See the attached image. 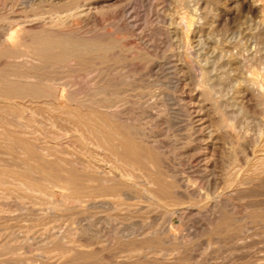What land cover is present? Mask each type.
<instances>
[{
  "label": "rangeland",
  "instance_id": "374dc122",
  "mask_svg": "<svg viewBox=\"0 0 264 264\" xmlns=\"http://www.w3.org/2000/svg\"><path fill=\"white\" fill-rule=\"evenodd\" d=\"M157 1L119 0V3L117 0H91L92 13L87 18L85 16L80 19L81 36L86 39L97 36L104 43L112 40L115 46L113 52L108 53L109 57L103 52V56L95 58L98 61L90 57L92 62L90 59L88 61L91 63L82 62L76 66L73 74L74 79L84 83L82 85L85 87L96 80L98 85H110L108 91L121 92L118 95L101 96L104 98L96 100L101 104L116 103L118 106L115 115L99 116L101 123L96 124L94 121L96 118L93 116L92 100L89 97L79 96V100L75 101L63 100L61 106L64 109L56 112L57 110L49 107L52 99L22 95L17 87L10 88L0 83V111L3 110L0 113V129L3 130L2 127L5 126L4 129L12 130V136L8 137L10 141L7 140L5 145L0 142V158H5L6 155L8 157L9 152L11 156L14 152L12 150H18L19 146V152L15 151L18 155L15 152L13 154L16 159L13 155L14 160L10 156L9 159L6 157L12 168L16 165L20 166V171L21 168L24 171L27 168L23 165L26 161L29 168L30 163L33 164L32 168L38 167V163H33L37 157L32 153L35 158H31L28 151L30 145H23V137L31 142L34 137L35 144L26 141L32 145L30 151L35 152L32 149L38 147L37 151L45 152L47 160L51 161L48 153L54 154L58 150L54 155L60 152L61 156L57 154L58 157H52V160L58 158L61 161L65 156V160L69 158L77 163L80 161L78 166L102 164L100 157H95L93 146L94 129L91 128L95 125L94 128L99 131L100 127L106 131L102 130L100 135L104 137V140L101 137L105 147L102 149L103 153H106L107 159L111 157L109 161H113L109 164H116L117 156L119 166L123 165L122 162L125 164L127 160L130 161L120 154L122 143L128 141L132 146L144 148L141 149L143 154L139 158L141 163L139 160L138 163H147L146 168L151 166V173L147 169L149 173L142 171L141 174L153 176L141 175L139 172L135 178L138 181V191L135 187L136 192H130V198L133 196L131 200L126 199L124 202L122 199L120 202H124L123 205L118 201L121 204L119 207V203L114 206L116 201L112 197L106 198L108 205L96 203L93 206L83 203V207H80L69 191L59 187L47 190L51 192L29 191L30 184L23 180V172H16V167L12 170L8 166L9 162L4 159L0 170L10 176L0 174V264H264V0ZM183 15L193 18L194 25L188 39L181 43L179 34L169 33V19ZM125 22H129V25ZM94 27L98 29L97 32ZM106 29L107 34L111 30L113 35H107ZM115 48L119 52L115 53ZM7 69L9 70V66L4 62L0 63L1 72H6ZM39 73L48 78L53 75L56 78L63 76L61 70L56 72V69H45ZM8 98L14 100H10V103ZM85 99H88L87 102ZM83 101L87 104L83 105ZM25 103L31 104V108L29 104L25 106ZM30 109H35L33 114L37 112L36 115H31ZM23 114L25 118L21 117ZM27 114H30L29 118ZM85 114L90 118L87 115L85 117ZM17 115L21 117L20 120L25 119L28 129L23 132L26 134L11 124ZM51 115L56 117L51 118ZM53 117L58 121L55 122ZM115 117L119 119L113 123ZM7 118L10 125L5 123ZM51 123L55 125L51 126ZM120 125L124 130L119 128ZM110 126L116 129L113 130ZM36 131H42L41 134L47 138L44 139L41 135L40 138V133L37 134ZM120 132L123 135H119ZM128 135L135 137L137 141L132 142L134 139ZM16 137H20V140ZM58 140L61 142H57ZM11 142L8 152L10 145H6ZM139 142L140 144L135 145ZM47 143H50L48 149L45 147ZM139 145L142 146L138 147ZM21 148L31 156L25 153L29 158L26 157ZM147 152L152 153L149 159L145 156ZM18 157L22 158L19 160H23V164ZM25 157L29 160L24 161ZM81 160L84 161L83 164ZM152 170L155 174H152ZM159 170L163 176H158L160 183L155 180ZM35 174L39 173L33 175ZM20 175L24 182L17 179ZM36 175L35 177H40ZM46 181L49 185L50 181ZM42 182L40 183H47L45 180ZM156 184L159 187L165 184L161 191L164 190L166 194L159 191ZM166 184H170L168 188H165ZM143 188L146 191L154 188L156 190L153 191L158 193L149 191L155 194L153 197ZM169 190L174 195L171 198L167 194ZM156 198H162V202L164 198L165 203H156Z\"/></svg>",
  "mask_w": 264,
  "mask_h": 264
},
{
  "label": "bare ground",
  "instance_id": "6f19581e",
  "mask_svg": "<svg viewBox=\"0 0 264 264\" xmlns=\"http://www.w3.org/2000/svg\"><path fill=\"white\" fill-rule=\"evenodd\" d=\"M91 0H0V63L4 62L7 66H9V70L6 71V72H1L0 71V83L2 84H6L8 85V87L10 86L11 87H17L19 89V92L22 93V95H33V96H40L42 98H50L49 100H53V102L50 103L49 107L51 106L54 110H57L56 112H58V110L60 111V109H64L61 105H62V102L63 100H67V101H75V100H79V98L82 96V97H89L91 98L92 101H90L91 105L93 106V116L96 118V120L94 119L95 123L96 124H99L101 123V120H100V117L99 116H102V115H115V112H116V109H117V105L116 103H112V104H101V102L99 101H96L97 99L99 100V98L101 96H105V95H113V94H120L121 92H111V91H108V87L110 86H103V85H98V81L96 80H93L90 84H89V87H85L83 86L84 83H80L79 81H76L74 79V72H75V69H76V66L80 65L82 62H86L88 61V59H90L91 61V58L94 57V60L95 58H98L100 56H103L102 55V52L105 53L106 55H108L109 52H113V49H114V43H112L113 41L112 40H108V42H103L101 41L102 39H100L101 37H99L100 40H98V38L96 37H91V39H86L84 38L83 36L80 35L81 33V27H80V19L85 17L87 18V16H89L92 11H93V8L91 9V3H90ZM100 1V0H99ZM119 2V0H117ZM123 1V0H122ZM157 1V0H156ZM141 2V1H140ZM158 2V1H157ZM175 2V1H174ZM110 3V2H109ZM120 3V2H119ZM127 3V2H126ZM177 3V1H176ZM107 4V3H106ZM117 4V3H116ZM94 5V4H93ZM123 5V4H122ZM97 6V5H96ZM99 6V5H98ZM109 6V5H106V7ZM111 6V5H110ZM118 6V5H117ZM94 7V6H93ZM100 7V6H99ZM98 7V8H99ZM102 7V5H101ZM116 7V6H115ZM119 7V6H118ZM125 7V6H124ZM117 8V7H116ZM95 9V8H94ZM120 9V8H119ZM125 9V8H123ZM104 10V9H103ZM122 10V9H121ZM133 10V9H132ZM123 11V10H122ZM128 11V10H127ZM105 12V10H104ZM112 12V11H111ZM110 12V13H111ZM115 12V11H113ZM126 12V11H125ZM131 12V11H130ZM136 13V12H134ZM99 14V13H98ZM108 14V13H107ZM112 14V13H111ZM118 14V13H117ZM120 14V13H119ZM121 14H124V13H121ZM129 14V13H127ZM109 15V14H108ZM133 15V14H132ZM135 15V14H134ZM179 15V14H178ZM110 16V15H109ZM120 16V15H119ZM129 15H127L128 17ZM136 16V15H135ZM134 16V17H135ZM199 16V15H198ZM111 17V16H110ZM123 17V15H122ZM132 17V16H130ZM191 17V16H190ZM193 17V16H192ZM91 18V17H90ZM90 18H88L90 20ZM94 18V17H93ZM92 18V19H93ZM113 18V17H112ZM126 18V17H125ZM91 19V20H92ZM96 19V18H95ZM114 19H116L114 17ZM118 19V18H117ZM121 19V18H120ZM119 21H122L120 20ZM128 19V18H127ZM126 19V20H127ZM136 19V17H135ZM193 18H189L188 15H183V16H180V17H171L169 19L170 21V30H169V33L170 34H179V37H180V41L181 43H184L187 39H188V35L189 33L192 31V25H194V20H192ZM94 20V19H93ZM105 20V19H104ZM109 20V19H107ZM125 20V21H126ZM130 21V19H129ZM134 21V20H133ZM138 21V20H137ZM86 22V21H85ZM91 22V21H90ZM103 22V21H102ZM131 22V21H130ZM168 22V21H167ZM88 23V22H87ZM86 23V25H87ZM95 23H96V20H95ZM122 23V22H121ZM124 23V21H123ZM126 23V22H125ZM89 24V23H88ZM94 24V22H93ZM104 24V22H103ZM101 23V25H103ZM113 24V23H112ZM117 24H120V22H117ZM129 25V22L126 23ZM137 24V23H136ZM198 24V23H197ZM133 25V24H132ZM95 26V24H94ZM119 26V25H118ZM117 26V27H118ZM122 26V24H121ZM125 26V25H124ZM89 29H91L90 27H88ZM95 28V27H94ZM97 28V26H96ZM95 28V31L98 30ZM136 28V27H135ZM86 29V28H85ZM104 29V28H103ZM134 29V28H133ZM137 30V29H135ZM167 30V29H166ZM120 31V30H119ZM88 32V30H87ZM97 32V31H96ZM107 32V29L105 31V33ZM110 34L111 33V30L108 31ZM135 32V31H134ZM133 32V34H134ZM193 32V31H192ZM84 33V32H83ZM113 33V31H112ZM111 33V34H112ZM130 33V32H129ZM168 33V32H167ZM107 34V33H106ZM106 34L103 36L105 37ZM107 34V35H108ZM83 35V34H82ZM93 36H95L94 34H92ZM101 35V34H100ZM113 35V34H112ZM110 35V38L111 39V36ZM115 36V35H114ZM150 36V35H149ZM178 36V35H177ZM135 37V36H134ZM141 37V36H140ZM107 38V37H106ZM104 38V41H107V39ZM118 38V37H117ZM113 39V38H112ZM116 39V38H115ZM123 41V40H122ZM121 41V42H122ZM117 43V42H116ZM125 43V42H124ZM127 43V42H126ZM123 44V43H121ZM137 46V44H134ZM121 45H119L120 47ZM118 47V46H117ZM140 47V46H139ZM131 48H132V44H131ZM158 48V47H157ZM116 49V52L117 53V48ZM135 49V48H134ZM149 49V48H148ZM151 49V48H150ZM140 50V49H139ZM149 51V50H148ZM119 52V51H118ZM154 52V51H153ZM106 55H104L106 57ZM111 55V54H110ZM114 56V55H113ZM119 55H117L118 57ZM136 56V55H135ZM91 57V58H90ZM109 57V55H108ZM111 57V56H110ZM139 58V57H138ZM109 59V58H108ZM153 59V57H152ZM93 60V59H92ZM104 60V59H103ZM90 61H88L89 63H91ZM95 61H98L97 59ZM93 61V63L95 62ZM109 61V60H108ZM107 61V62H108ZM105 62V61H104ZM118 62V61H117ZM88 63V64H89ZM98 63V62H97ZM106 63V62H105ZM103 63V64H105ZM96 64V63H95ZM94 64V65H95ZM100 64V63H99ZM117 64V63H116ZM258 65V64H257ZM91 66V65H90ZM93 66V65H92ZM91 66V67H92ZM96 66V65H95ZM94 66V67H95ZM100 66V65H99ZM108 66V65H107ZM112 66V65H111ZM4 67V66H3ZM98 67V65H97ZM5 68V67H4ZM123 68V67H122ZM253 68V67H252ZM45 69H56V72L57 70H61V73L63 74L62 77H46L45 75L44 76H41L40 75V71H43ZM86 69V68H85ZM96 69V68H95ZM98 69V68H97ZM252 70V69H251ZM260 70V69H259ZM88 71V70H87ZM91 71V70H90ZM98 71V70H97ZM262 72V71H261ZM264 72V71H263ZM51 73V72H50ZM53 73V72H52ZM116 73V72H115ZM204 73V72H203ZM95 74V73H94ZM100 74V72H99ZM86 75V74H85ZM92 75V74H91ZM112 75V74H111ZM117 75V74H116ZM81 76V75H80ZM97 76H99L97 74ZM258 76V75H257ZM90 77V76H89ZM106 77V76H105ZM104 77V78H105ZM127 77H129L127 75ZM131 77V76H130ZM206 77V76H205ZM204 78V77H203ZM207 79V78H206ZM255 79V78H254ZM258 79V78H257ZM86 80V79H85ZM101 80V79H100ZM104 80V79H103ZM124 80V79H123ZM138 80V79H137ZM253 80V79H252ZM81 81V80H80ZM83 81V80H82ZM81 81V82H82ZM106 81V79H105ZM108 81V80H107ZM126 81V80H125ZM257 80H255L256 82ZM264 81V80H263ZM102 82V81H101ZM111 82V80L109 81ZM207 82V81H206ZM100 83V82H99ZM83 84V85H82ZM88 84V83H87ZM102 84V83H101ZM252 84V83H251ZM254 84V83H253ZM256 84L259 85L258 82H256ZM123 85V84H122ZM257 85V86H258ZM262 86V85H261ZM264 86V85H263ZM116 91V90H115ZM130 95V94H129ZM80 96V97H79ZM1 97V96H0ZM109 97V96H108ZM126 97V96H125ZM2 98V97H1ZM101 98H104V97H101ZM9 99V98H8ZM1 100V99H0ZM7 100L11 103V101L13 100ZM51 100V101H52ZM87 102L88 99H85ZM108 100V99H106ZM17 101V100H16ZM24 101V100H23ZM26 101V100H25ZM28 101V100H27ZM19 102V101H18ZM30 102V101H29ZM32 102V101H31ZM34 102V101H33ZM38 102V101H37ZM84 101L82 102L83 105L87 104L85 103ZM5 103V102H4ZM14 104V103H13ZM11 104V105H13ZM20 104V103H19ZM24 104V103H23ZM29 103H25V106H28ZM41 104V103H40ZM39 104V106H40ZM43 104V103H42ZM46 104V103H45ZM44 104V105H45ZM49 104V103H48ZM36 105V104H35ZM33 105V106H35ZM38 105V104H37ZM22 106V104H21ZM23 105V107H25ZM31 106V104H29V107ZM91 106V107H92ZM2 107V106H0ZM29 107H27V109H29ZM66 107V106H65ZM120 107V106H119ZM151 107V106H150ZM8 108V107H7ZM17 108V107H16ZM26 108V107H25ZM31 108V107H30ZM33 109V108H32ZM32 109H30L32 111ZM37 111H38V108H36ZM45 109V107H44ZM42 109V110H44ZM48 109V107H47ZM51 108H49L50 110ZM51 109V110H53ZM72 109V107H71ZM79 109V108H78ZM82 109V108H80ZM84 109V108H83ZM88 109V108H87ZM86 109V110H87ZM40 110V108H39ZM66 110L68 111V109L66 108ZM73 111L74 108L72 109ZM29 111V110H28ZM30 111V112H31ZM35 111V109L32 111L31 115H34L33 112ZM65 111V110H63ZM85 111V110H84ZM91 111V110H90ZM3 112L0 111V113ZM13 112V110L11 111ZM27 112V111H26ZM42 112H46V111H42ZM52 112V111H51ZM77 112V111H76ZM89 112V111H87ZM25 113V112H24ZM28 113V112H27ZM39 115H40V112H38ZM48 113V112H47ZM53 113L55 114V112L53 111ZM52 113V114H53ZM62 113V112H61ZM66 113V112H64ZM68 113V112H67ZM66 113V114H67ZM71 112L68 113V115L70 114ZM81 113V112H80ZM86 113V111H85ZM118 113V111H117ZM116 113V114H117ZM3 114V113H2ZM8 114V113H7ZM14 114H15V111H14ZM26 114V113H25ZM25 114L21 115V117L23 116V118H25ZM43 114V113H42ZM60 114V112L58 113ZM73 114V113H72ZM70 114V115H72ZM89 114V113H88ZM119 114V113H118ZM6 115V114H5ZM28 115V114H27ZM26 115V116H27ZM30 115V114H29ZM29 115H28V118H29ZM36 115V114H35ZM44 115V114H43ZM81 115V114H80ZM87 114H85V117H86ZM91 115V114H90ZM2 116V115H0ZM4 116V115H3ZM13 116V115H12ZM18 117H16V119H12L11 123L12 125H15L17 126L20 130H22V132L26 131L28 128H27V124L25 123V119L24 121L23 120H20L19 118V115H17ZM38 116V115H37ZM48 116H49V113H48ZM52 116H55L56 115H51L50 117L52 118ZM59 116V115H58ZM57 116V117H58ZM74 116V115H73ZM88 116V115H87ZM117 116V115H116ZM120 116V115H118ZM5 117V116H4ZM41 117V116H40ZM60 117V116H59ZM76 117V116H75ZM81 117V116H80ZM123 117V116H121ZM1 118V117H0ZM35 118V117H34ZM43 118V117H42ZM54 118V117H53ZM88 118H90V116H88ZM116 118V117H115ZM118 118V117H117ZM113 119L114 121L115 120H118V119ZM124 118V117H123ZM3 119H6V118H3ZM31 119V118H30ZM33 119V118H32ZM36 119V118H35ZM34 119V121H36ZM44 119V118H43ZM56 120V118H54ZM60 119V118H59ZM85 119V118H83ZM105 119V118H103ZM102 119V120H103ZM107 119V118H106ZM29 120V119H28ZM27 120V121H28ZM46 120V119H44ZM80 120V119H79ZM78 120V121H79ZM109 121H111L112 119H107ZM112 120V121H113ZM42 121V120H41ZM39 121V122H41ZM50 121V120H48ZM52 121V120H51ZM58 120H56L55 122H57ZM105 121V120H104ZM103 121V124L105 123ZM113 123H116V121ZM4 122V121H3ZM30 122V121H29ZM38 122V121H37ZM84 122V121H82ZM122 122V121H121ZM125 123V121H123ZM8 125H10V123L8 122V118L6 120V122ZM35 123V122H34ZM67 123H69L67 121ZM72 123V122H71ZM107 123V122H106ZM109 123V122H108ZM120 123V122H118ZM127 123V122H126ZM36 124V123H35ZM45 124V123H44ZM87 124V123H86ZM102 124V126H103ZM121 124V123H120ZM123 124V123H122ZM34 125V124H33ZM37 125V124H36ZM40 125V124H39ZM46 125V124H45ZM55 124L51 123V126H53ZM127 124H125L126 126ZM4 126V125H3ZM41 126V125H40ZM91 126L88 125V127ZM106 126V125H105ZM121 126V125H120ZM128 126V125H127ZM5 127V126H4ZM0 129L2 132L0 133V142H2L3 145H5V142H7V140H9L8 137H10V130L11 129ZM14 127V126H13ZM16 127V128H17ZM30 127H34V126H30ZM29 127V129H30ZM76 127V126H75ZM95 127V125H94ZM91 128L94 129V131L92 132V135H93V140L94 142L92 141V138H91V141L93 142V146H94V151H95V157H97V155L100 157V162L102 164H99L98 162H95V163H98V165H93V166H90L88 164H83L84 161H82V164L81 166H78V164L81 162L78 161V163L76 161H73V160H65L67 159L64 155H66L64 153V160L61 159H54L52 160L53 158L52 157H58L57 154H59L60 152H57L56 156L54 155L56 151L54 152V154H50V157H51V161L50 159L47 160L48 158L45 157L47 156L45 154V152L43 153L42 151L39 152L37 151V149H32L34 150L35 152H31V148H32V145L29 143L31 141L28 140V138H24L25 140H23L21 138V141L23 143V145H30L29 147V155L31 156V158L34 156L32 153H35L37 159H38V162L35 160H37L35 157V160L33 162V159L32 162L37 164L38 163V167L36 169L32 168V163L31 160L29 161V163L31 164V167L29 168L28 166H30L28 164V161H26V159H28L29 155L24 152V148L21 150L23 151V153L25 154L26 157L28 158H24L27 163H22L23 160H19V159H22L21 157L17 158L19 160V162L21 164L24 165V168L25 166L27 168H25L24 171H22L23 169L21 168V172L19 170L20 166L18 165L19 162H17L18 160H16V164L19 166V167H16V165H13L15 168L14 172H20L22 173V178L24 181H29V184L30 186L27 184V187L29 186V191L31 189L32 192L34 191H47V190H51L52 188H56V187H59L61 189H65L67 191H69L70 195H72L74 197V201L76 203V205H79L80 207L82 206L81 204L83 203H88V204H92L93 206H95L96 203H104V204H107L108 202L106 201L107 197H112L113 199H115L116 202H114V206H116L117 203H119L122 199L125 200L127 199H130L133 197L130 198V192H132L134 190V192L138 191L137 189V180H135V178H137L138 176V173L143 171V172H146L147 169H149V172L151 173V166L150 168H146L148 167V165L144 164L143 161L142 164H139L138 162L140 161L139 158H141L142 154H143V151H141V149L144 150V148L141 147L140 148H137L136 146H132V144H128L126 142H124V136H123V142L122 143V146L120 144V148L122 149L121 153L123 157H125L126 159L128 158L130 161L127 162L124 164L122 161V164L123 165H120L119 166V157H115V161L117 162L116 164L114 163H111L109 164L110 162H113V161H109V158L111 160V157H108V159L106 158L105 154L103 153V148H105L102 144V139L104 137H102L100 135L101 131L103 129H101L102 127H100V131L97 129V128ZM112 129H113V126H110ZM37 128V127H36ZM34 128V129H36ZM39 128V126H38ZM55 128V127H53ZM78 128V126H77ZM76 128V129H77ZM90 128V127H89ZM115 128V127H114ZM121 129L124 130V128L121 126L119 127ZM32 129V128H31ZM58 129V128H57ZM60 129V127H59ZM62 130H64L63 128H61ZM79 129V128H78ZM110 129L109 131H111L113 133V130L115 129ZM39 130V129H38ZM89 129V131H91ZM12 131V130H11ZM29 132H32L33 130H28ZM27 131V132H28ZM61 132V130H58ZM73 131V130H72ZM75 131V129H74ZM80 131V130H79ZM105 130H103L104 132ZM128 131V130H127ZM23 132V133H24ZM35 132V131H33ZM63 132V131H62ZM65 132V131H64ZM106 132V131H105ZM136 133V131H134ZM13 133V132H12ZM18 133V131H17ZM37 133V131H36ZM40 133L39 134V137L42 138L41 136H43L42 134V131L41 132H38ZM37 133V134H38ZM42 133V134H41ZM54 133H56L54 131ZM53 133V134H54ZM73 133V132H72ZM82 133V132H80ZM121 133V132H120ZM133 132H131L132 134ZM26 134V133H24ZM31 134V133H30ZM30 134H27L28 137ZM36 134V135H37ZM45 134V133H44ZM134 134V133H133ZM139 134V133H137ZM15 135V134H13ZM20 135V134H19ZM33 135V133H32ZM35 135V133H34ZM41 135V136H40ZM91 135V134H90ZM103 135V133H102ZM113 135L115 136V134L113 133ZM117 135V134H116ZM119 135H123L122 133L119 134ZM12 136V135H11ZM18 136V135H17ZM104 136V135H103ZM106 136V135H105ZM118 136V135H117ZM131 137V135H128ZM135 136V135H134ZM262 136V135H261ZM15 138V136H13ZM21 137V136H20ZM20 137L19 140H20ZM31 137V136H30ZM29 137V138H30ZM102 137V139H101ZM137 137V136H136ZM17 138V137H16ZM17 138V139H18ZM32 138V137H31ZM44 138V136H43ZM47 138V137H46ZM44 138V139H46ZM59 138V137H58ZM62 138V137H61ZM60 138V139H61ZM106 138V137H105ZM109 138V137H108ZM115 138V137H113ZM132 138V137H131ZM130 138V139H131ZM135 138V137H134ZM132 138V139H134ZM18 142H20L21 144V141L17 140ZM83 139V138H81ZM88 139V138H87ZM86 139V140H87ZM90 139V138H89ZM120 139V138H119ZM129 139V140H130ZM131 139V140H132ZM138 141H141L139 140V138H137ZM29 141L28 143L26 141ZM31 140V139H30ZM54 140H56L54 138ZM104 140V139H103ZM118 140V138H117ZM127 140V139H126ZM10 141V140H9ZM34 137H33V140L31 143H34ZM37 142H40L36 139ZM60 140H58L57 142H59ZM88 141V140H87ZM86 141V142H87ZM89 141V142H91ZM111 141V140H110ZM109 141V143H111ZM137 141V140H136ZM135 139L132 140V142H136ZM61 142V141H60ZM105 142H106V139H105ZM131 142V141H130ZM131 142V143H132ZM9 143V142H8ZM6 146L10 147L8 148V152L12 146V142L10 144H8ZM15 143V142H14ZM26 143V144H25ZM28 144V145H27ZM40 144V143H39ZM38 144V145H39ZM45 144V143H42V145ZM50 144V143H49ZM47 143V145H45V147H47V149L49 148ZM61 144V143H60ZM64 144V143H63ZM91 144V143H89ZM119 144V143H118ZM137 144H140L139 143H136L135 145ZM262 144V143H261ZM1 145V144H0ZM22 145V146H23ZM107 145V144H105ZM112 145V144H111ZM110 145V146H111ZM37 146V145H36ZM92 146V147H93ZM115 146V144H114ZM142 145H139L138 147H140ZM144 146V145H143ZM150 146V145H149ZM15 147V146H14ZM42 147V146H41ZM44 147V148H45ZM56 147H58V145H56ZM71 147V146H70ZM108 147V145H107ZM116 147V146H115ZM18 150H19V146H17ZM33 148H35V145L33 146ZM52 148V147H50ZM54 148V147H53ZM59 148V147H58ZM61 148V146H60ZM113 148V146H112ZM153 148V147H152ZM14 149V148H13ZM28 149V148H27ZM26 149V150H27ZM46 149V148H45ZM46 149V150H47ZM62 149V148H61ZM73 149V147H72ZM109 149V148H108ZM157 149V148H156ZM257 149V148H256ZM18 150H12V151H18ZM39 150V149H38ZM54 150V149H53ZM51 150V151H53ZM63 150V149H62ZM106 150V149H105ZM117 150V149H115ZM147 150V148H146ZM145 150V151H146ZM11 151V152H12ZM37 151V152H36ZM48 151V150H47ZM50 151V152H51ZM64 151H67V150H64ZM148 151V150H147ZM256 151V150H255ZM2 152V151H1ZM6 151V153H8ZM14 152L12 153V155L14 154ZM19 152V151H18ZM18 152L16 154L15 152V155H18ZM78 152V151H77ZM83 152V151H82ZM105 152V151H104ZM118 152V151H117ZM38 153V154H37ZM41 153V154H39ZM76 153V152H75ZM79 153V152H78ZM108 153V152H107ZM149 153V152H147ZM147 153H146V157H148L149 159V155H151L150 153L148 154L147 156ZM155 153V152H154ZM158 153V152H157ZM259 153V152H258ZM262 153V152H261ZM4 153H2L3 155ZM10 152H9V155L7 157V155L4 157L1 156V159L0 158V164L3 163L6 159V157L9 159V156H10ZM23 154V155H24ZM45 154V155H44ZM94 154V153H93ZM103 157H101V155H103ZM145 154V153H144ZM12 155L10 156V159L11 160H14V158L16 159V156L14 157L13 155V159H12ZM19 155L21 156V152L19 153ZM51 155H54V156H51ZM109 155V154H108ZM113 155V153H112ZM155 155V154H154ZM59 156H61L59 154ZM68 156V154H67ZM85 156V155H84ZM88 156V155H87ZM110 156V155H109ZM113 156H116V155H113ZM121 156V157H122ZM156 156V155H155ZM158 156V155H157ZM23 157V156H22ZM49 157V156H48ZM90 157V156H89ZM97 157V159L99 158ZM47 158V159H46ZM77 158V157H76ZM76 158L74 160H76ZM94 158V157H92ZM114 158V157H113ZM158 158V157H157ZM6 159V161L8 160ZM73 159V157H72ZM95 159V158H94ZM156 159V158H155ZM29 160V159H28ZM78 160V158H77ZM139 160V161H138ZM143 160V159H142ZM145 160V159H144ZM153 160V159H152ZM160 160V159H159ZM163 159H161L162 161ZM10 161V160H9ZM7 161V162H9ZM86 161V160H85ZM155 161V160H153ZM14 162V161H13ZM14 162V163H15ZM149 162V161H148ZM160 162V161H159ZM158 162V164H159ZM244 162V161H243ZM138 163V164H137ZM141 163V161H140ZM26 164V165H25ZM109 164V165H108ZM146 165V166H145ZM8 166H10V162L8 163ZM164 166V165H163ZM260 166V165H259ZM11 167V166H10ZM13 167V168H14ZM34 167V166H33ZM156 167V166H155ZM153 167V168H155ZM158 167V166H157ZM9 168V167H8ZM12 168V167H11ZM12 168V170H13ZM257 168V167H256ZM158 169V168H157ZM157 169H154L155 171ZM154 170H152V174L155 172H153ZM263 170V169H262ZM2 170H0L1 172ZM162 171V170H161ZM6 172V171H5ZM12 172V171H11ZM13 172V173H14ZM15 172V173H16ZM147 171V173H149ZM4 174L6 177H9L10 175H6L3 171L0 173V174ZM34 173H39L38 175L40 177H35V175H33ZM160 170H159V173H156L157 175V178L155 180H159V175L162 176L160 174ZM8 174V173H7ZM166 174V173H165ZM261 174V173H260ZM2 175V176H4ZM21 175L18 176L17 179H20L21 178ZM36 175V176H38ZM141 175H150V177H153L151 176V174H141ZM154 175V176H156ZM1 176V175H0ZM4 176V178H5ZM14 177V175L12 176ZM16 177V176H15ZM148 177V176H147ZM3 178V177H2ZM3 178V179H4ZM163 178V176H162ZM184 178V177H183ZM236 178V177H235ZM249 178V177H248ZM252 178V177H251ZM20 179V180H22ZM151 179V178H150ZM6 180V179H5ZM19 180V181H20ZM22 180V182H24ZM42 180H45V182H47L46 180H49L50 184L48 185V182L45 183L47 184L46 186H44L45 184H41L40 182H42ZM153 180V179H152ZM4 181V180H3ZM18 181V182H19ZM25 181V182H26ZM137 181V182H136ZM165 181V180H164ZM168 181V180H167ZM136 182V183H135ZM158 182V181H157ZM156 182V183H157ZM163 181H161L162 183ZM170 182V181H169ZM251 182V181H250ZM20 183V182H19ZM28 183V182H27ZM43 183V182H42ZM59 183V184H57ZM61 183V184H60ZM154 183V182H153ZM159 183H160V180H159ZM158 183V184H159ZM171 184V183H170ZM169 184V185H170ZM6 185V184H4ZM11 185V184H10ZM140 185V184H139ZM150 185V184H148ZM162 186H158L156 184L157 187H159V191H161V189H164V185L165 184H162ZM167 186H165V188L167 187L168 188V184H166ZM14 186V185H13ZM171 186L175 187V185H172ZM21 187V186H20ZM136 187V188H135ZM162 187V188H161ZM178 187V186H177ZM176 187V188H177ZM137 189L135 191V189ZM175 188V189H176ZM25 189V188H24ZM28 189V188H26ZM60 189V190H61ZM145 189V188H143ZM146 189H149L148 187ZM145 189V191H146ZM154 189V188H153ZM153 189H150V190H147L146 193H149V191H152L153 193H158V191H153ZM10 190V189H9ZM142 191V188L140 189ZM156 190V189H154ZM166 190V189H165ZM170 190H171V187H170ZM170 190H169V193L167 192L168 195H170L169 197L171 198L172 196L174 195H171L170 193ZM173 190V189H172ZM171 190V191H172ZM66 191V194L68 193ZM140 191V192H141ZM168 191V190H167ZM177 191V190H176ZM175 191V192H176ZM47 192H51V191H47ZM46 192V193H47ZM161 192H164V190H162ZM174 191H172V194ZM36 193V192H34ZM39 193V192H38ZM45 193V192H44ZM153 193H149V194H152ZM179 193V192H178ZM65 194V195H66ZM159 194H162L159 192ZM164 194H166V192H164ZM164 194H162L164 196ZM177 194V192H176ZM175 194V195H176ZM21 195V194H20ZM148 194H146L147 196ZM155 195V194H154ZM153 195V197H154ZM158 195V194H156ZM44 196V195H43ZM71 196V197H72ZM145 196V197H146ZM161 196V195H160ZM177 196V195H176ZM33 197V196H32ZM36 197V196H35ZM67 197H68V194H67ZM158 197V196H156ZM30 198V197H28ZM66 198V197H65ZM111 198V199H112ZM149 198V196H148ZM147 198V199H148ZM69 199H72L69 197ZM67 199V200H69ZM102 199V200H101ZM110 199V201H112ZM139 199V198H138ZM146 199V200H147ZM175 199V198H174ZM48 200V199H47ZM126 200V201H127ZM135 200V199H134ZM164 198H163V202H164ZM109 201V199H108ZM119 201V202H118ZM154 201L156 203H161L162 202V198L161 199H154ZM153 201V202H154ZM124 202H120L122 205L124 204ZM132 202V201H131ZM134 202V201H133ZM162 202V203H163ZM50 203V202H48ZM63 203V202H62ZM67 203V202H66ZM75 203H73L75 205ZM112 203V202H111ZM110 203V204H111ZM116 203V204H115ZM119 203V205L117 207H119L121 204ZM161 203V204H162ZM165 203V202H164ZM163 203V204H164ZM51 204V203H50ZM33 205V204H32ZM99 205V204H98ZM108 205V204H107ZM152 205V204H151ZM150 205V206H151ZM55 206V204H54ZM77 206V207H79ZM89 206V205H88ZM97 206V205H96ZM113 206V207H114ZM149 206V207H150ZM83 207V206H82ZM85 207V205H84ZM133 207V206H132ZM135 207V206H134ZM57 208V207H56ZM86 208V207H85ZM116 208V207H115ZM130 208V207H129ZM129 208H126V209H129ZM61 209V208H60ZM65 209V208H64ZM118 209V208H117ZM1 211V210H0ZM67 211V210H66ZM88 212V211H87ZM141 212V211H140ZM75 213V212H74ZM79 214V213H78ZM41 217V215L39 216ZM129 217V216H128ZM130 218V217H129ZM2 224V223H1ZM31 226V225H30ZM29 226V227H30ZM164 232V231H163ZM232 235V234H231ZM123 239V238H122ZM150 242V241H149ZM110 246V245H109ZM44 254V253H43ZM86 254V253H85ZM158 254V253H157ZM42 257V256H41ZM93 257V256H92ZM26 262V261H25Z\"/></svg>",
  "mask_w": 264,
  "mask_h": 264
}]
</instances>
